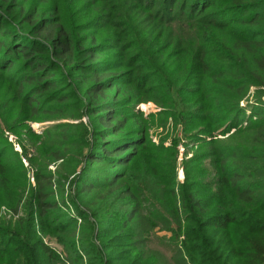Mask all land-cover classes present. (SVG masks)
<instances>
[{
	"label": "trees",
	"instance_id": "obj_1",
	"mask_svg": "<svg viewBox=\"0 0 264 264\" xmlns=\"http://www.w3.org/2000/svg\"><path fill=\"white\" fill-rule=\"evenodd\" d=\"M0 264H264V0H0Z\"/></svg>",
	"mask_w": 264,
	"mask_h": 264
},
{
	"label": "rangeland",
	"instance_id": "obj_2",
	"mask_svg": "<svg viewBox=\"0 0 264 264\" xmlns=\"http://www.w3.org/2000/svg\"><path fill=\"white\" fill-rule=\"evenodd\" d=\"M139 109H140L141 111H143L144 114H146L145 116H147V115L150 114V113H157V112L160 111V109H159L155 104H153V103L141 104V105L139 106ZM148 122H149L150 126L153 124V123H152V120H148ZM47 125H48V123H45V124H43V123H35V124L32 125V128H33L35 131H37V132H41V131L44 129V127L47 126ZM170 132H171V135H175V134H176V133L173 132V129H171ZM165 133H166V132H165ZM164 135H165V134H164V131H163V129H161V128L159 127V123H158V121H157V119H156V124H154V125L151 127V131H150L151 139L153 140L154 143L159 144V140H160V138H161L162 136H164ZM13 139H14V143H15V145H18L17 142H16L17 139H16L15 137H13ZM9 141H10V139H9ZM168 144H169V143H167V145H168ZM15 147H16V146H15ZM15 150L19 151V146H17V147L15 148ZM180 154H181V155H184V148H183V147H181V149H180ZM179 179H180V181H183V180H184V173H183L182 170L179 171ZM167 254H168V253H167ZM168 255H169V254H168Z\"/></svg>",
	"mask_w": 264,
	"mask_h": 264
},
{
	"label": "built area",
	"instance_id": "obj_3",
	"mask_svg": "<svg viewBox=\"0 0 264 264\" xmlns=\"http://www.w3.org/2000/svg\"><path fill=\"white\" fill-rule=\"evenodd\" d=\"M13 137H14V136H12V135H11V136H9V138H10V141H11V142H14V139H13ZM17 146H18V145H16V147H17ZM19 151H21L20 147H19ZM32 180H33V179H32Z\"/></svg>",
	"mask_w": 264,
	"mask_h": 264
}]
</instances>
